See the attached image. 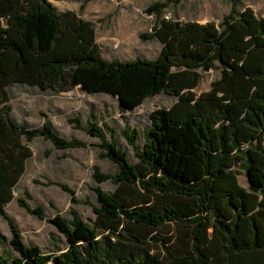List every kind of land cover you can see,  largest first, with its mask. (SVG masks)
<instances>
[{"label":"trees","instance_id":"1","mask_svg":"<svg viewBox=\"0 0 264 264\" xmlns=\"http://www.w3.org/2000/svg\"><path fill=\"white\" fill-rule=\"evenodd\" d=\"M227 1L230 11L218 24L165 18L167 5L151 4L145 12L156 22L139 36L156 39L159 54L119 61L102 56L94 24L76 12L48 0H0V218L14 252L0 255V264H264V17ZM199 70L220 75L197 94ZM77 83L118 93L125 108L158 95L174 101L149 114L142 142L136 129L121 131L131 155L108 124L83 129L115 172L93 168L94 219L73 209L54 214L47 222L64 247L42 252L24 243L4 206L14 199L33 139L62 151L84 144L46 122L16 124L6 89L59 94ZM105 182L111 191L100 188ZM18 203L44 218L41 208Z\"/></svg>","mask_w":264,"mask_h":264},{"label":"rangeland","instance_id":"2","mask_svg":"<svg viewBox=\"0 0 264 264\" xmlns=\"http://www.w3.org/2000/svg\"><path fill=\"white\" fill-rule=\"evenodd\" d=\"M58 11L72 10L95 26L97 42L102 56L107 60L130 61L136 58L152 60L160 52L161 44L156 39H140V34L152 32L156 18L145 10L154 3L166 4L165 18L180 21H196L200 24L213 21L220 23L230 11L227 0H48ZM239 7H250L257 16L264 17V0H238ZM200 72L201 80L195 89L197 94L209 89L210 83L219 78V70ZM11 107V117L18 125L28 128L41 127L44 122L65 140H77L84 147L71 150H56L50 142L35 138L29 143L32 157L14 188V199L4 206L5 213L13 219L26 245H37L42 252L63 248V238L47 222L54 214L66 216L75 210L83 220L94 219L92 207L95 196L91 175L97 167L102 173H114L115 166L97 158L96 144L99 141L85 130L91 124L102 128L103 122L116 132L122 150L131 149L121 136L123 129L143 131L148 126V116L153 110L169 107L174 99L158 95L134 104L123 105L122 96L107 92L101 87L89 90L77 83L68 92L59 94L41 91L23 85L6 89ZM93 116L95 118H93ZM74 119L79 121L77 127ZM109 138V136H107ZM242 187H247L246 176H238ZM60 185L67 187L62 189ZM109 192L110 182L99 185ZM69 190L72 192H69ZM18 199L32 209L41 208L44 218L38 219L20 206ZM11 234L7 223L0 218V255L8 257L14 252L9 246Z\"/></svg>","mask_w":264,"mask_h":264}]
</instances>
